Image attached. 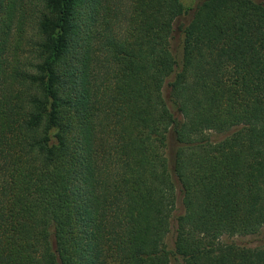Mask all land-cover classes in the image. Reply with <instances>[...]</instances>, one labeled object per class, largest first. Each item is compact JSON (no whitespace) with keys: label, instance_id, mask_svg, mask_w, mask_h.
Masks as SVG:
<instances>
[{"label":"trees","instance_id":"16d2710c","mask_svg":"<svg viewBox=\"0 0 264 264\" xmlns=\"http://www.w3.org/2000/svg\"><path fill=\"white\" fill-rule=\"evenodd\" d=\"M185 1L0 0V264H264V0Z\"/></svg>","mask_w":264,"mask_h":264},{"label":"rangeland","instance_id":"374dc122","mask_svg":"<svg viewBox=\"0 0 264 264\" xmlns=\"http://www.w3.org/2000/svg\"><path fill=\"white\" fill-rule=\"evenodd\" d=\"M200 0H186L185 1V4L187 5V6H189V7H192V6H194L196 3H198ZM172 237V236H171ZM170 237V239L168 240V244H169V249H172V247H173V243H172V238ZM256 239V241L255 242H253V241H248L249 240V238L246 240V239H244V240H242V239H234V240H236V241H239V240H242V241H247V245H248V243H249V246H251V247H257V246H262L263 244H264V239L263 238H255ZM233 240V239H232ZM227 241H231V239L230 240H227ZM172 264H178V262H176V261H173L172 262Z\"/></svg>","mask_w":264,"mask_h":264}]
</instances>
